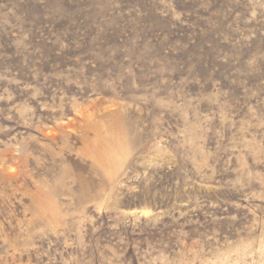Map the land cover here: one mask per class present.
<instances>
[{"label": "rangeland", "instance_id": "obj_1", "mask_svg": "<svg viewBox=\"0 0 264 264\" xmlns=\"http://www.w3.org/2000/svg\"><path fill=\"white\" fill-rule=\"evenodd\" d=\"M0 264H264V0H0Z\"/></svg>", "mask_w": 264, "mask_h": 264}, {"label": "bare ground", "instance_id": "obj_2", "mask_svg": "<svg viewBox=\"0 0 264 264\" xmlns=\"http://www.w3.org/2000/svg\"><path fill=\"white\" fill-rule=\"evenodd\" d=\"M144 213H145V214H148L149 212H146V211H145Z\"/></svg>", "mask_w": 264, "mask_h": 264}]
</instances>
